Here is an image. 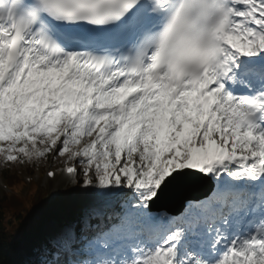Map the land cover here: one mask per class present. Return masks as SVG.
Instances as JSON below:
<instances>
[{"label": "snow or ice", "instance_id": "obj_1", "mask_svg": "<svg viewBox=\"0 0 264 264\" xmlns=\"http://www.w3.org/2000/svg\"><path fill=\"white\" fill-rule=\"evenodd\" d=\"M57 159L91 201L17 264H264V0H0V161Z\"/></svg>", "mask_w": 264, "mask_h": 264}, {"label": "trees", "instance_id": "obj_2", "mask_svg": "<svg viewBox=\"0 0 264 264\" xmlns=\"http://www.w3.org/2000/svg\"><path fill=\"white\" fill-rule=\"evenodd\" d=\"M14 165L10 170L5 169V174L11 180L18 177L17 172L13 171ZM28 168L32 171L35 166L28 165ZM41 196V193L38 196L30 193L27 197L8 194L4 200H0V240L11 264L27 260L40 245L46 237L41 223L51 215L58 216L64 222L78 214V206L71 203L70 190H65L51 206L47 205L39 211Z\"/></svg>", "mask_w": 264, "mask_h": 264}, {"label": "rangeland", "instance_id": "obj_3", "mask_svg": "<svg viewBox=\"0 0 264 264\" xmlns=\"http://www.w3.org/2000/svg\"><path fill=\"white\" fill-rule=\"evenodd\" d=\"M51 162H54L55 163V167H58V166H62V162H61V159H57L55 161H42L38 166H36V169L34 171H37V170H41L43 169V165L46 166L48 163H51ZM27 165H21V164H17L16 166H14V169H18L21 173L22 172H25V169H26ZM3 168H4V165L2 163V161H0V173H2L3 171ZM69 185H72L71 183ZM48 186V184H47ZM2 190L0 189V196H2ZM85 191V189H83L81 192ZM46 201H51L53 200L52 197H49V195L47 194V196L45 197ZM81 201H83L82 199H80ZM59 225H57L54 221L53 222H50V224L48 225V233L50 231H52L53 229L57 228Z\"/></svg>", "mask_w": 264, "mask_h": 264}]
</instances>
